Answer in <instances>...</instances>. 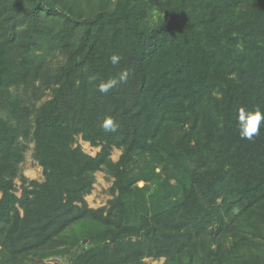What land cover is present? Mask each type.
<instances>
[{
  "label": "trees",
  "instance_id": "trees-1",
  "mask_svg": "<svg viewBox=\"0 0 264 264\" xmlns=\"http://www.w3.org/2000/svg\"><path fill=\"white\" fill-rule=\"evenodd\" d=\"M36 82L40 106L12 89ZM0 108V264H264V124L248 141L236 123L264 112V0H0ZM28 137L43 181L21 174ZM97 171L114 196L94 208Z\"/></svg>",
  "mask_w": 264,
  "mask_h": 264
},
{
  "label": "rangeland",
  "instance_id": "rangeland-1",
  "mask_svg": "<svg viewBox=\"0 0 264 264\" xmlns=\"http://www.w3.org/2000/svg\"><path fill=\"white\" fill-rule=\"evenodd\" d=\"M104 0H67L75 9L81 10L83 12H89L91 9L98 7L102 4ZM66 60V55L60 51L59 49L54 50L48 57V63L51 68H57L61 64H63ZM16 91L17 95L24 101L25 104H30V101L36 104V106H40L42 102L48 99L51 95V90L46 85H40L39 82H36V86L30 89L23 88H12ZM6 116V112L3 108H0V117ZM27 148L25 151V159L21 163V174L26 176L29 179H35L39 181H43L45 179L43 174V167L40 165L39 161L35 158V144L31 137L25 139ZM77 142L82 145L84 150L90 154L95 155L97 151L100 150V147H93L89 142H86L82 139L81 135L77 136ZM122 153L121 149L114 148L112 157L117 160L119 159ZM144 160L140 157H137L136 161L133 163L131 167L132 173H137L139 168L143 166ZM161 191L166 190L170 187L169 181L165 178V176L161 175ZM95 184L93 191L86 196L91 207L97 208L103 205H106L114 194L112 192V186L114 182V178L105 173L104 171H97L95 173ZM17 186L21 187V180L18 178L16 180ZM139 184H144L143 181L139 182ZM1 195V192H0ZM74 254V251L66 252L65 254L59 256H50L47 257L48 262H56L63 261L68 262V259L71 255ZM145 264H165V258L162 257L160 259H153L151 257L145 258Z\"/></svg>",
  "mask_w": 264,
  "mask_h": 264
},
{
  "label": "clouds",
  "instance_id": "clouds-1",
  "mask_svg": "<svg viewBox=\"0 0 264 264\" xmlns=\"http://www.w3.org/2000/svg\"><path fill=\"white\" fill-rule=\"evenodd\" d=\"M109 60L113 66H118L121 57L119 54L113 53L109 57ZM127 77V70H122L119 72L118 77H111L106 80L101 79L98 84V91L101 93H108L112 89L116 88L120 83L125 82ZM236 123L240 138L242 140L252 141L261 132V126L264 124V112H262L259 108H256L255 110L240 108L237 113ZM100 127L106 133H114L117 131L118 125L111 117H105L101 121Z\"/></svg>",
  "mask_w": 264,
  "mask_h": 264
},
{
  "label": "crops",
  "instance_id": "crops-1",
  "mask_svg": "<svg viewBox=\"0 0 264 264\" xmlns=\"http://www.w3.org/2000/svg\"><path fill=\"white\" fill-rule=\"evenodd\" d=\"M98 152V151H97ZM118 160V159H117Z\"/></svg>",
  "mask_w": 264,
  "mask_h": 264
},
{
  "label": "water",
  "instance_id": "water-1",
  "mask_svg": "<svg viewBox=\"0 0 264 264\" xmlns=\"http://www.w3.org/2000/svg\"><path fill=\"white\" fill-rule=\"evenodd\" d=\"M140 185H142V184H140Z\"/></svg>",
  "mask_w": 264,
  "mask_h": 264
}]
</instances>
